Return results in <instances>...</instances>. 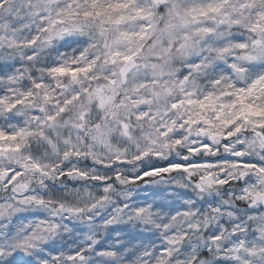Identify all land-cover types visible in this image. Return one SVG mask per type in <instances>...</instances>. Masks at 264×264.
I'll return each mask as SVG.
<instances>
[{
    "label": "snow or ice",
    "instance_id": "snow-or-ice-1",
    "mask_svg": "<svg viewBox=\"0 0 264 264\" xmlns=\"http://www.w3.org/2000/svg\"><path fill=\"white\" fill-rule=\"evenodd\" d=\"M0 264H264V0H0Z\"/></svg>",
    "mask_w": 264,
    "mask_h": 264
},
{
    "label": "rangeland",
    "instance_id": "rangeland-1",
    "mask_svg": "<svg viewBox=\"0 0 264 264\" xmlns=\"http://www.w3.org/2000/svg\"><path fill=\"white\" fill-rule=\"evenodd\" d=\"M151 163L155 164L157 167L166 166V161H164V163H160V161H157L156 159H153L151 161ZM141 167H143V166H141ZM157 180H159V179H157ZM154 189H167V192H169V193L174 191V188L169 187L168 185H165V184H159V185H148V184H145V185L141 186V188H140V191H141L140 198L143 199L145 195L151 194ZM160 194L164 195L163 192H161Z\"/></svg>",
    "mask_w": 264,
    "mask_h": 264
},
{
    "label": "trees",
    "instance_id": "trees-1",
    "mask_svg": "<svg viewBox=\"0 0 264 264\" xmlns=\"http://www.w3.org/2000/svg\"><path fill=\"white\" fill-rule=\"evenodd\" d=\"M153 159H155V158H153ZM157 161H160V160H157ZM160 163H164V161H160ZM155 179H159V178H155Z\"/></svg>",
    "mask_w": 264,
    "mask_h": 264
},
{
    "label": "water",
    "instance_id": "water-1",
    "mask_svg": "<svg viewBox=\"0 0 264 264\" xmlns=\"http://www.w3.org/2000/svg\"><path fill=\"white\" fill-rule=\"evenodd\" d=\"M138 183H140V182H138Z\"/></svg>",
    "mask_w": 264,
    "mask_h": 264
}]
</instances>
